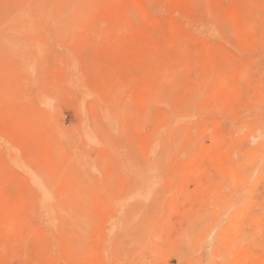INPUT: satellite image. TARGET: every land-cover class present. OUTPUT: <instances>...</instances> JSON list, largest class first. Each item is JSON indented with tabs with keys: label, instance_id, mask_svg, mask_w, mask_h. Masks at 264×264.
<instances>
[{
	"label": "rangeland",
	"instance_id": "rangeland-1",
	"mask_svg": "<svg viewBox=\"0 0 264 264\" xmlns=\"http://www.w3.org/2000/svg\"><path fill=\"white\" fill-rule=\"evenodd\" d=\"M0 264H264V0H0Z\"/></svg>",
	"mask_w": 264,
	"mask_h": 264
},
{
	"label": "bare ground",
	"instance_id": "bare-ground-1",
	"mask_svg": "<svg viewBox=\"0 0 264 264\" xmlns=\"http://www.w3.org/2000/svg\"><path fill=\"white\" fill-rule=\"evenodd\" d=\"M29 9V8H28ZM24 14V13H23ZM28 16V15H27ZM28 18H29V16H28ZM29 25V24H28ZM23 29V28H22ZM15 44H16V42H15ZM12 48H13V46H12ZM15 50V49H14ZM22 57V56H21ZM144 177V176H143Z\"/></svg>",
	"mask_w": 264,
	"mask_h": 264
}]
</instances>
